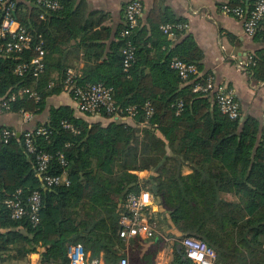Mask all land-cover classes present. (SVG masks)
<instances>
[{
    "label": "trees",
    "instance_id": "16d2710c",
    "mask_svg": "<svg viewBox=\"0 0 264 264\" xmlns=\"http://www.w3.org/2000/svg\"><path fill=\"white\" fill-rule=\"evenodd\" d=\"M11 1L15 19L42 44L44 68L36 78L29 73L20 77L14 73L16 66L28 62L34 52L0 55V98L21 88L39 97L19 95L9 111L0 113L34 117L47 111V119L27 131L47 130V137L35 136L36 151L48 153L49 174L65 172L69 184L45 189L36 175L35 155L27 152L22 135L7 143L0 137V264H27L35 253L39 264H68L67 247L77 243L92 258L117 264L125 244L118 236L116 209L127 193L140 187L158 199L165 215L161 221L169 219L181 232L179 240H203L223 262L231 253L226 242L244 244L254 264H264V126L242 112L241 119L231 120L210 95L194 90L209 76L201 70V50L187 33L179 44L170 45L160 29L181 21L167 9L154 7L146 25H138L128 37L135 54L124 71V24L107 47L110 30L94 22L93 14L87 15L74 0H56L61 7L55 11H44L34 0ZM95 26L101 27L94 30ZM253 37L264 43V19ZM83 45L85 68L78 83H101L112 89L121 107H136L134 126L104 113L100 116L109 121L105 126L89 123L68 106H48V99L61 92L65 73ZM250 56L254 65L247 69L255 80L264 81V49ZM174 58L194 63L198 73L183 82L171 68ZM146 103L153 110L147 119ZM65 123L74 131L64 128ZM137 171L150 173L148 187L133 174ZM17 191L23 202L34 191L41 194L37 225L10 217L3 200ZM176 246L174 264L189 263Z\"/></svg>",
    "mask_w": 264,
    "mask_h": 264
},
{
    "label": "built area",
    "instance_id": "2783aa9c",
    "mask_svg": "<svg viewBox=\"0 0 264 264\" xmlns=\"http://www.w3.org/2000/svg\"><path fill=\"white\" fill-rule=\"evenodd\" d=\"M232 5L229 1L224 2L220 10L222 13L232 16L241 21L243 31L247 36H253L259 29L264 19V0H234ZM34 2L44 11H55L60 9V4L56 0H34ZM15 4L11 0H0V55L6 57L10 55L19 56L24 51L32 50L34 56L28 61L19 63L14 73L20 77L31 74L36 78L44 68V56L42 44L36 42L32 30L19 23L14 17ZM144 15V7L139 0H130L124 7V29L121 37L124 39L122 49V64L124 71H127L134 61L135 47L129 40L131 31L135 30L140 19ZM42 17V16H41ZM161 31L167 36H172L177 31L185 29L184 24H165L160 27ZM245 66L254 65L252 57H248L243 62ZM171 68L175 70L183 82H187L192 75L197 74V67L194 63H185L177 58L171 61ZM79 74L72 68L67 69L62 83V90L68 93L75 104L76 110L84 115L100 116L102 113L115 121L124 122L126 119H133L137 114L136 107H121L116 100L112 89L105 87L101 83L80 85L78 83ZM205 84L196 86L195 91L200 90L210 95L216 103L219 111L228 116L231 120L241 119L240 103L236 99L234 92L224 84L217 83L212 76H207ZM6 98H0V110L9 111L11 103L15 102L17 96L28 94L30 97L39 99L35 93L29 89L9 91ZM182 107V102L177 105L178 112ZM145 118L152 116L153 110L149 103L143 107ZM264 124V113L262 115ZM64 128L74 131L70 124H64ZM28 153L35 155L36 175L43 182L46 188L68 185L69 181L65 172L61 175H51L48 172L51 156L46 152H37L34 145L35 136L47 137L48 133L44 127L33 130L17 131L5 127L1 131V141L7 143L10 139L21 136ZM63 166L65 163L62 162ZM140 186V185H139ZM4 206L9 210L13 220L28 219L32 225H37L40 221L39 212L41 209V194L34 191L23 202L20 191L8 196L3 200ZM164 214L158 199L149 191L142 187L138 191H131L126 194L124 201L118 210L119 232L118 236L124 240H150L156 237L159 232V222L161 215ZM162 219V218H161ZM172 235L167 231L165 242H169L171 247L177 245L183 253V257L189 263L182 264H217V255L212 247L205 241L195 237H183ZM68 264H104L101 257L92 258L84 252L80 243L67 247ZM117 264H129L127 257H121Z\"/></svg>",
    "mask_w": 264,
    "mask_h": 264
},
{
    "label": "crops",
    "instance_id": "0c3cea01",
    "mask_svg": "<svg viewBox=\"0 0 264 264\" xmlns=\"http://www.w3.org/2000/svg\"><path fill=\"white\" fill-rule=\"evenodd\" d=\"M130 0H74L75 4L83 5L86 14H93L94 22L108 28L111 32L107 47L121 30L124 24V6ZM144 7V15L139 21V27L146 25V17L154 7L166 10L171 16L181 21L185 29L177 31L167 40L170 45L179 44L184 34H190L202 52L200 61L203 73L214 77L217 83L229 87L240 103L241 112L244 117H252L257 120V125L264 126L262 115L264 113V81L255 80L250 74L248 67L243 64L253 51L264 49L261 39L256 40L253 36L245 35L241 21L221 12V5L227 0H139ZM101 26H95L99 30ZM150 35V33H148ZM86 46H81L75 53L71 68L79 75L85 68L84 52ZM88 48L87 53L91 54ZM170 50L167 52V54ZM48 106H68L74 110L77 117L85 119L89 123L100 122L105 126L109 121L101 116H91L79 113L71 96L61 90L57 95L48 99ZM47 111L40 116L29 114L17 115L14 113H0V129L2 127L13 128L17 131H25L35 126L37 121H45ZM124 123L134 126V119H126ZM141 181L146 180L150 173L148 171L137 172ZM185 171V174H188ZM165 216L161 215V218ZM160 218V223H161ZM164 220L165 226L162 231L172 229ZM161 228V227H160ZM146 242L147 240H142ZM149 241V240H148ZM178 248V247H176ZM171 249V250H170ZM90 257L91 255L88 254ZM162 261L158 264H169L174 258V246L165 248L159 252ZM38 253L31 254L26 260L27 264H39ZM15 264V263H13Z\"/></svg>",
    "mask_w": 264,
    "mask_h": 264
},
{
    "label": "rangeland",
    "instance_id": "374dc122",
    "mask_svg": "<svg viewBox=\"0 0 264 264\" xmlns=\"http://www.w3.org/2000/svg\"><path fill=\"white\" fill-rule=\"evenodd\" d=\"M138 172V171H137ZM137 172H133L134 175H137L139 178V174ZM148 179V178H147ZM141 181L140 179L138 180L140 184L145 186H149L148 183H146L148 180ZM121 204V202H120ZM119 204V207H120ZM119 207L116 209V214L118 216V210ZM169 221V219H168ZM167 221L168 228L169 227V222ZM118 225H119V217H118ZM163 226H165V223L161 221L159 222V228L158 232L159 234L156 236V239L153 241H146L142 242L139 240H128L124 241L125 247L121 252L119 253L121 257H127L129 264H158L162 261L160 258L161 256L159 255V252L165 248H170L169 242H165V238L167 236V231L169 229H166L162 231ZM161 227V228H160ZM172 232V235H179L178 231L175 229V227L172 226V229H170ZM227 244V252L228 253L224 257V262L221 261L219 257V253L214 249L217 255V264H254L253 261V256L251 250L244 244H236L232 241L226 242ZM171 250V249H170ZM175 255V253H174ZM119 256V257H120ZM175 257L171 258L169 264H174Z\"/></svg>",
    "mask_w": 264,
    "mask_h": 264
},
{
    "label": "water",
    "instance_id": "95a60500",
    "mask_svg": "<svg viewBox=\"0 0 264 264\" xmlns=\"http://www.w3.org/2000/svg\"><path fill=\"white\" fill-rule=\"evenodd\" d=\"M19 137V136H18Z\"/></svg>",
    "mask_w": 264,
    "mask_h": 264
}]
</instances>
